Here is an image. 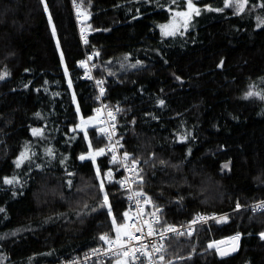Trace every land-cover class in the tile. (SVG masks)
<instances>
[{
	"label": "trees",
	"instance_id": "1",
	"mask_svg": "<svg viewBox=\"0 0 264 264\" xmlns=\"http://www.w3.org/2000/svg\"><path fill=\"white\" fill-rule=\"evenodd\" d=\"M193 2L192 24L165 36L160 24L187 0H0V74L9 73L0 79V264L81 254L126 219L115 163L79 159L106 144L100 125L76 128L97 104L76 68L87 52L104 99L120 106L123 152L142 163L136 187L162 208V224L199 211L226 217L166 239L164 264H264V208L249 207L264 199V0L239 14L225 0ZM26 145L30 159L17 168ZM237 234V251L220 257L217 242Z\"/></svg>",
	"mask_w": 264,
	"mask_h": 264
},
{
	"label": "built area",
	"instance_id": "2",
	"mask_svg": "<svg viewBox=\"0 0 264 264\" xmlns=\"http://www.w3.org/2000/svg\"><path fill=\"white\" fill-rule=\"evenodd\" d=\"M83 62V63H82ZM76 68L80 70V77L82 79L92 80L95 88H96V98L97 104L93 107V114L99 117V124L102 126V129H106V133H102L104 138L106 139V144L103 149H105V153L103 155H107L112 160L113 155L117 157L116 170L118 171V176L116 177V182L121 191H123L124 198L126 199L128 205V216L129 218L127 223V230L131 231L134 234L131 236V243L135 247H140V244H150L151 242H156L157 244L163 243L166 239L177 236L174 233H167L166 237L161 241L160 237L157 236H146L148 231V227L144 224V221L153 222L156 219L159 220V223L153 224V227L157 230V232L163 231L167 226L175 227L179 232L187 233L191 232L195 226L200 224L209 225L213 221L218 220L220 217L224 216V214H220L214 210L211 211H199L193 214V216L189 220H185L181 223L163 225L161 220V212L162 208L157 206L151 196L136 187V182L138 177L143 172V167L141 161L139 164L135 166V171H130L129 169L133 168L132 160L129 158L127 160L124 159L123 146L121 142V138L118 136V126H117V114L120 111V106L112 105L108 101L104 99V91L101 95V88L104 90V83L106 82L105 78H96L94 75V71L96 68L95 63L93 62V56L91 53L87 52L85 56L76 61ZM97 81H102V83H97ZM99 110V111H98ZM111 113V115H109ZM109 133L111 134V138H109ZM121 182H124V186H122ZM141 192L143 195L140 197H136L134 193ZM131 197V198H130ZM147 198L151 199V203H145ZM137 200H139V205H137ZM264 203V199L258 200L249 205V207L253 211H258L263 208H257V205ZM157 209H160L157 212ZM155 213V216L152 215ZM199 217H203V220L198 219ZM126 220V221H127ZM197 221L193 224V221ZM135 224V227H131V225ZM143 226L144 234L140 231H137V228ZM123 230H121L122 239H128L123 236ZM113 240L116 238L115 236L111 237ZM109 245L105 244L103 241H100L97 245L88 249L87 251L60 259L59 261L52 264H102L104 262L114 263V257L111 253L105 254L104 249L108 248ZM93 249L100 250L98 254H92ZM151 251V249H149ZM163 253H155L152 257L153 260L158 261L159 255ZM139 255V253H138ZM136 264H149L148 258L141 256L140 260L136 261ZM164 264V262H163Z\"/></svg>",
	"mask_w": 264,
	"mask_h": 264
},
{
	"label": "snow or ice",
	"instance_id": "3",
	"mask_svg": "<svg viewBox=\"0 0 264 264\" xmlns=\"http://www.w3.org/2000/svg\"><path fill=\"white\" fill-rule=\"evenodd\" d=\"M173 3H176V0H173ZM248 0H225V7H230V6H235L236 8V13L239 14L240 12H243L245 9V6L247 5ZM261 7H264V4L261 5ZM45 10L47 11V5L45 4ZM208 10H213V9H208ZM77 11L78 14L82 15L85 19L87 18V13L86 12H81L80 9V5H77ZM215 11H223V9H215ZM199 15L200 14V9L197 8L195 6V4L193 3V0H187V8L185 11H179L176 12L175 15L177 17H182L184 18V23L185 26L187 25L188 20L191 18L192 15ZM49 20L51 21V17L49 16ZM261 24H264V20L260 21ZM259 26V25H258ZM169 26L168 25H162L161 28L162 29H167ZM84 33V29H81V34L83 35ZM53 34H55V28L53 27ZM165 35H172L174 34V32H169V31H165L164 32ZM85 43H87V39L85 38L84 40ZM98 55V54H97ZM83 63V62H82ZM140 61H137L136 64L131 65V67L135 68L137 67L138 64H140ZM223 64V61H221V66ZM7 75H9V73L4 72L3 74H0V79H4ZM97 83H102V81H97ZM103 88H101V95L103 94ZM254 95H258V93H254L249 91L248 93H246V98L247 97H252ZM261 99H264V96H261ZM159 103L161 105L164 104V101L161 100L159 101ZM99 111V110H98ZM39 115V114H37ZM111 115V113L109 114ZM84 124H87V121H84L82 123V125L78 126V127H83ZM42 129H38V128H34L32 129V134L34 136H41L42 135ZM102 133H106L107 130L106 129H101ZM87 135V133L85 132V136ZM109 138H111V134L109 133ZM28 146H25V151L20 153V156L17 158L16 160V167L19 168L21 166V164L25 161V160H29L30 156L28 155ZM47 153L49 155H52V150L51 149H47L46 150ZM105 153V149L101 148L99 149L95 155H103ZM95 155H93L92 153H89L88 156L85 155H81L79 157L80 160H85V159H92L93 161H95ZM129 158V154L128 153H124V159L127 160ZM112 162L116 163L117 162V157L115 155H113L112 157ZM132 165L134 166L133 168L129 169L130 171H135V166L139 164V161L136 159H132ZM161 163H164L163 161H161ZM225 168L228 167V165H224ZM69 175H71V173H69ZM109 180H111L112 177V173L111 171H109L108 173L105 174ZM96 176L97 178H99L101 176L100 173V169L97 167L96 169ZM19 181L17 180V178L13 177L11 179L5 177L3 179V183L4 184H13V183H18ZM139 183H143V177L139 176L138 177V181ZM69 186H71V181H68ZM122 186H124V182H121ZM99 188L100 190L103 192L104 189V181L100 180V184H99ZM134 195L136 197H140L141 195H143V193L141 192H136L134 193ZM131 198V197H130ZM145 203H151V199L147 198L145 200ZM137 205H139V200H137ZM100 207H107L109 209V212L111 210V205L109 204L108 201V194L107 192L103 193V201L100 204ZM240 205L237 204V208H239ZM257 208H264V203H261L259 205H257ZM0 211H3V209H0ZM160 209H157V212H159ZM153 216H155V213H152ZM124 217L128 218V213H124ZM130 219V218H129ZM198 219L203 220V217H199ZM226 217H221L220 221L225 220ZM197 221H193L192 223L195 224ZM219 222V221H218ZM112 223L113 225L116 224V219L115 217H113L112 219ZM159 223V220L156 219L153 222H148V221H144V224L147 225L148 227V231L146 233V236H159L160 240L162 241L167 233H174L176 235H184L185 233L183 232H179L175 227L173 226H167L166 228L163 229V231L157 232V230L153 227V224ZM128 226L127 225H119L116 228V238L115 240H113L111 237H109L107 234H103L99 237V239L101 241H103L105 244L109 245L108 248L104 249V253L105 254H109L111 253L112 256L115 258L114 259V264H136V261L140 260L141 256L147 257L149 264H163L165 257L163 254L159 255L158 261L153 260L152 257L155 253H163L166 249L165 246L163 245V243L157 244L156 242H151L150 244H140V247H135L132 245L131 243V236L134 234L131 231H124L123 232V236L127 237L128 239H122L121 237V229H126ZM131 227H135V224L131 225ZM137 231H140L142 234H144V230H143V226H141L140 228L136 229ZM190 235V233H189ZM260 237L261 239H264V233H260ZM233 240H239V234H237L235 237H232ZM215 245L214 244H209L208 247L209 248H213ZM149 249H151V251H149ZM219 251V249H217ZM100 250L98 249H93L92 250V254H98ZM232 251H236V248H233ZM139 253V255H138ZM228 253L220 251V255H227ZM178 259H184V257H178ZM167 264H172L171 260L167 261Z\"/></svg>",
	"mask_w": 264,
	"mask_h": 264
},
{
	"label": "rangeland",
	"instance_id": "4",
	"mask_svg": "<svg viewBox=\"0 0 264 264\" xmlns=\"http://www.w3.org/2000/svg\"><path fill=\"white\" fill-rule=\"evenodd\" d=\"M194 3V2H193ZM195 4V3H194ZM195 6L197 7V8H199V6L198 5H196L195 4ZM186 8H187V4H185V5H183V6H179V7H174V8H172L171 10H170V17H169V19L168 20H166V21H163L161 24H160V29H161V33H162V35H165L164 34V32L165 31H169V32H174V34L176 33V32H181V31H185L186 30V28L189 26V25H191L192 24V22H193V20H190L191 18H192V16H191V18L188 20V22H187V25L185 26V23H184V18H182V17H177L176 15H175V13L176 12H179V11H185L186 10ZM228 11H230V12H232V13H236V8H235V6H230V7H225ZM162 25H168L169 27L167 28V29H162L161 28V26ZM85 28V30L87 31L88 30V26H86V27H84ZM166 36V35H165ZM91 116H95L96 118H97V120H98V123H99V117L98 116H96V115H91ZM100 128H102V126H100ZM87 128H85L84 130H86ZM99 149H97V150H90L89 152H87V153H85L84 155L85 156H88L89 155V153H92L93 155H95V153L98 151ZM97 155H95V157H96ZM106 178H108L107 176H105ZM128 218H129V216H128ZM128 218H126L125 219V221L124 222H122L121 224H118L117 226H116V228L119 226V225H127V223H128ZM127 220V221H126ZM121 230H123V231H126L127 230V228L126 229H121ZM116 234V233H115ZM115 234L114 235H112V236H115ZM112 236H109V237H112ZM232 236H230L229 238H231ZM212 244H214V242H212ZM112 264H114V263H112Z\"/></svg>",
	"mask_w": 264,
	"mask_h": 264
},
{
	"label": "water",
	"instance_id": "5",
	"mask_svg": "<svg viewBox=\"0 0 264 264\" xmlns=\"http://www.w3.org/2000/svg\"><path fill=\"white\" fill-rule=\"evenodd\" d=\"M236 235H233L232 237H235ZM231 238H224V239H221L217 242V249H219V251L217 250V253L220 257H224V256H227V255H230V254H233L237 251L238 249V243H239V240H233ZM233 248H236V251H232ZM220 251H223V252H226L228 253L227 255H220Z\"/></svg>",
	"mask_w": 264,
	"mask_h": 264
},
{
	"label": "crops",
	"instance_id": "6",
	"mask_svg": "<svg viewBox=\"0 0 264 264\" xmlns=\"http://www.w3.org/2000/svg\"><path fill=\"white\" fill-rule=\"evenodd\" d=\"M84 121H87V124H84L83 127H78L82 125ZM99 125L98 120L95 116H89L87 118L82 119L77 125L76 128L79 130H84L85 128L93 127Z\"/></svg>",
	"mask_w": 264,
	"mask_h": 264
}]
</instances>
